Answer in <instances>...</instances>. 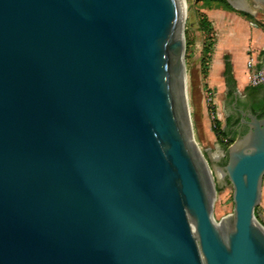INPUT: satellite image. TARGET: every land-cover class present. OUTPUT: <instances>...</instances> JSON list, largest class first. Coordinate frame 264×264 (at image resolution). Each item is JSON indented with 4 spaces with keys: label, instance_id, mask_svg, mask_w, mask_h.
<instances>
[{
    "label": "water",
    "instance_id": "1",
    "mask_svg": "<svg viewBox=\"0 0 264 264\" xmlns=\"http://www.w3.org/2000/svg\"><path fill=\"white\" fill-rule=\"evenodd\" d=\"M184 18L181 0H0V264H264V115L239 110L214 167L234 189L217 223Z\"/></svg>",
    "mask_w": 264,
    "mask_h": 264
},
{
    "label": "rangeland",
    "instance_id": "2",
    "mask_svg": "<svg viewBox=\"0 0 264 264\" xmlns=\"http://www.w3.org/2000/svg\"><path fill=\"white\" fill-rule=\"evenodd\" d=\"M246 1L249 5L245 6V9L249 11L256 9L254 0ZM240 4L243 3L239 0H185L184 35L186 39L185 59L188 101L194 139L208 161L215 179L216 198L213 216L217 223L233 215L234 189L228 177L214 168L215 166H223L220 162L224 159L226 160L227 157L222 155V153H225V149L220 145L216 133L213 131V121L216 119L220 120L222 128L228 129L229 121L234 119L235 114L227 106V100H225V104L222 103L224 97L222 92H216L207 83L216 36L212 24L204 31L200 28V22L203 16H207L206 10L225 9L235 12L244 19L264 28V23L262 22L264 18H257V16H264V6L261 5L262 9L259 10L262 13L261 16H255L250 14L251 12L241 9ZM205 48H208L207 52ZM257 207L258 214L256 218L264 226V179L262 197Z\"/></svg>",
    "mask_w": 264,
    "mask_h": 264
},
{
    "label": "crops",
    "instance_id": "3",
    "mask_svg": "<svg viewBox=\"0 0 264 264\" xmlns=\"http://www.w3.org/2000/svg\"><path fill=\"white\" fill-rule=\"evenodd\" d=\"M254 1L256 9L248 11L252 15L261 16L259 10L262 9L263 3ZM242 2L245 6L249 5L246 0ZM206 14L216 36L207 83L216 92H222L224 95L222 103L225 104V100L229 99L224 78L225 58L228 57L232 65L236 91L245 94L252 88L249 84L248 62L252 59L255 68H264V28L225 9H209L206 10ZM257 18L261 19L264 16Z\"/></svg>",
    "mask_w": 264,
    "mask_h": 264
},
{
    "label": "trees",
    "instance_id": "4",
    "mask_svg": "<svg viewBox=\"0 0 264 264\" xmlns=\"http://www.w3.org/2000/svg\"><path fill=\"white\" fill-rule=\"evenodd\" d=\"M210 26H211V23H210L208 17L206 15L203 16L201 19V22H200V28L202 30L206 31ZM207 50H208V48H205L206 52H207ZM224 78H225L226 85L229 88V94L228 95L231 97L234 95V92L236 91V82H235V79L233 78V75H232V65H231L228 57L225 58ZM259 88H261V87L260 86L259 87H252L251 91L255 92ZM252 112L257 114L259 117H262L264 115V103H263L262 110L260 113H257V108H255V107L252 108ZM213 122H214L213 123V131L216 133L217 140L220 143V145L226 151L229 148V146L235 141V139L240 135L237 131H235L233 129V126L235 124L234 119H230L228 129H223L221 121L218 119L214 120ZM226 160H225L224 164L226 163ZM257 214H258V207L255 208V215L257 216Z\"/></svg>",
    "mask_w": 264,
    "mask_h": 264
},
{
    "label": "flooded vegetation",
    "instance_id": "5",
    "mask_svg": "<svg viewBox=\"0 0 264 264\" xmlns=\"http://www.w3.org/2000/svg\"><path fill=\"white\" fill-rule=\"evenodd\" d=\"M260 87L261 88H259L255 92H252L251 89H249V91L245 94H240L239 92L235 91L234 95L229 97V99L227 100V106L229 107L230 111L235 114V124L233 126V129L237 131L240 135L243 134L247 127L241 122V115L239 113V110L243 109L252 111L253 107L257 108V113H260L262 110V106L264 103V85H261ZM224 162L225 159L221 161L220 164L224 165Z\"/></svg>",
    "mask_w": 264,
    "mask_h": 264
},
{
    "label": "built area",
    "instance_id": "6",
    "mask_svg": "<svg viewBox=\"0 0 264 264\" xmlns=\"http://www.w3.org/2000/svg\"><path fill=\"white\" fill-rule=\"evenodd\" d=\"M249 69V84L252 87L264 85V70L255 68L254 61L251 59L248 62Z\"/></svg>",
    "mask_w": 264,
    "mask_h": 264
},
{
    "label": "bare ground",
    "instance_id": "7",
    "mask_svg": "<svg viewBox=\"0 0 264 264\" xmlns=\"http://www.w3.org/2000/svg\"><path fill=\"white\" fill-rule=\"evenodd\" d=\"M181 1H182L183 6H184V17H185V0H181ZM193 229L195 231V227L194 226H193Z\"/></svg>",
    "mask_w": 264,
    "mask_h": 264
}]
</instances>
